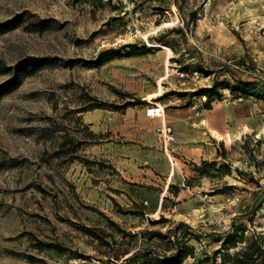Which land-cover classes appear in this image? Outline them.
I'll use <instances>...</instances> for the list:
<instances>
[{
	"label": "rangeland",
	"instance_id": "374dc122",
	"mask_svg": "<svg viewBox=\"0 0 264 264\" xmlns=\"http://www.w3.org/2000/svg\"><path fill=\"white\" fill-rule=\"evenodd\" d=\"M233 233L264 236V0H0V264L219 262Z\"/></svg>",
	"mask_w": 264,
	"mask_h": 264
},
{
	"label": "trees",
	"instance_id": "16d2710c",
	"mask_svg": "<svg viewBox=\"0 0 264 264\" xmlns=\"http://www.w3.org/2000/svg\"><path fill=\"white\" fill-rule=\"evenodd\" d=\"M106 59L107 58H104V53H102V58L100 61L104 62L106 61ZM202 95L211 97L212 89L208 88L202 90ZM213 165L215 164L213 163ZM251 181L254 180L251 179ZM151 235L156 236L159 235V233L153 232L151 233ZM239 243L244 244L241 250L235 252L232 255L228 251L224 252L219 262H217V258L214 256V254H216L217 252H214L213 256L205 255L192 264H264V236H254L253 238L246 240L243 236L238 237L233 233L226 240L228 248H235ZM139 258L140 256L137 255L126 262V264H132ZM179 262V257L175 256L169 259H156L154 261V264H178Z\"/></svg>",
	"mask_w": 264,
	"mask_h": 264
},
{
	"label": "built area",
	"instance_id": "2783aa9c",
	"mask_svg": "<svg viewBox=\"0 0 264 264\" xmlns=\"http://www.w3.org/2000/svg\"><path fill=\"white\" fill-rule=\"evenodd\" d=\"M163 114V106H160L158 104H150L145 109V115L149 118H159L162 117ZM160 132L166 142H170L174 139L170 126L163 127Z\"/></svg>",
	"mask_w": 264,
	"mask_h": 264
},
{
	"label": "crops",
	"instance_id": "0c3cea01",
	"mask_svg": "<svg viewBox=\"0 0 264 264\" xmlns=\"http://www.w3.org/2000/svg\"><path fill=\"white\" fill-rule=\"evenodd\" d=\"M149 133L148 132H146V135H148ZM212 152H214L215 153V149L213 148V150H212Z\"/></svg>",
	"mask_w": 264,
	"mask_h": 264
}]
</instances>
